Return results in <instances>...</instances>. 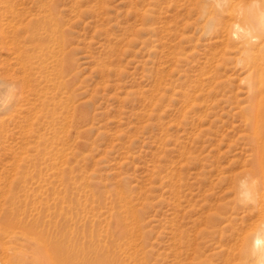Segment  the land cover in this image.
Segmentation results:
<instances>
[{
    "label": "rangeland",
    "instance_id": "374dc122",
    "mask_svg": "<svg viewBox=\"0 0 264 264\" xmlns=\"http://www.w3.org/2000/svg\"><path fill=\"white\" fill-rule=\"evenodd\" d=\"M263 44L264 0H0V264H264Z\"/></svg>",
    "mask_w": 264,
    "mask_h": 264
},
{
    "label": "bare ground",
    "instance_id": "6f19581e",
    "mask_svg": "<svg viewBox=\"0 0 264 264\" xmlns=\"http://www.w3.org/2000/svg\"><path fill=\"white\" fill-rule=\"evenodd\" d=\"M225 2V1H224ZM243 15V14H242ZM263 15V14H262ZM242 18V17H241ZM234 19V18H233ZM51 20V19H50ZM241 20V19H240ZM245 20V18H244ZM238 21V20H237ZM252 21L253 23L255 24H252V30H250L249 27H247L246 25H243L242 24H238V23H233V27H232V33L237 39H239V42L242 43V45L244 46V50L248 52L250 51H254L256 50V42H255V38L256 36V33H254L256 30L260 29L262 24H263V21H262V17H258L257 15H254L252 17ZM43 23V22H42ZM49 23V22H48ZM40 24V23H39ZM44 26L46 28H51L52 27V23L49 25V24H46L45 22L43 23ZM47 25V26H46ZM35 26V25H34ZM42 27V26H41ZM255 30V31H254ZM52 35H51V38H52V45H51V52H52V58H53V62L55 63V65H57L59 63V58H58V54L60 52H62L61 50V47H60V40H59V34L55 29L52 28ZM257 32V31H256ZM48 36V34H46ZM257 39V38H256ZM47 40V39H46ZM43 41V40H42ZM39 43V42H38ZM41 43V42H40ZM264 45V44H263ZM252 53V52H251ZM250 54V53H249ZM251 55V54H250ZM57 57V58H56ZM259 60V59H258ZM252 67L256 70V72L259 73L260 69L261 68V62H258L257 59H254L253 60V63L251 64ZM46 67V66H45ZM49 68V67H48ZM264 77V76H262ZM262 79V78H260ZM264 83V82H263ZM260 86L261 84L258 86V92H261L262 93V90L260 89ZM257 93V92H256ZM257 103H258V100H257ZM258 105V104H257ZM260 105V104H259ZM263 108V107H262ZM262 116V115H261ZM257 119V118H256ZM253 120V119H252ZM259 121V120H258ZM262 133V132H261ZM242 182V181H241ZM245 184V182L243 183ZM242 184V185H243ZM245 186V185H243ZM251 190V189H250ZM245 192V191H244ZM247 195V194H246ZM248 196V195H247ZM264 199V198H263ZM256 201V200H255ZM264 209V208H263ZM132 214L136 215L135 211L132 210L131 211ZM260 227V226H259ZM258 229V228H257ZM254 238V248L256 250H261V249H264V226H262L261 228L258 229V231H256V233L254 234L253 236ZM253 247V246H252ZM51 259V258H50ZM52 261V260H51ZM59 263V262H58ZM22 264H26L25 261L22 262ZM63 264H79L78 261L74 260V259H66L65 262H63ZM92 264H97L96 262H92ZM99 264V263H98ZM101 264V263H100Z\"/></svg>",
    "mask_w": 264,
    "mask_h": 264
}]
</instances>
